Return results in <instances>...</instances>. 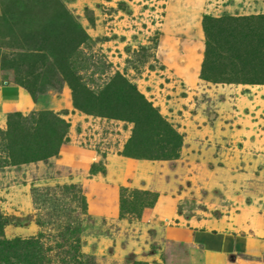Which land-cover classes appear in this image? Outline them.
<instances>
[{
  "label": "rangeland",
  "instance_id": "374dc122",
  "mask_svg": "<svg viewBox=\"0 0 264 264\" xmlns=\"http://www.w3.org/2000/svg\"><path fill=\"white\" fill-rule=\"evenodd\" d=\"M58 1L0 0V90L7 100L0 104V130L16 110L23 116L52 112L69 124L68 140L47 160L11 164L0 141L5 236L41 233L52 264H71L69 252L77 248L86 264L90 256L94 264H264L263 255L246 251L206 253L192 235L231 223L243 243L264 239L260 40L231 43L236 82H216L202 71L204 15H264V0ZM66 12L89 35L84 42L76 43L78 35L63 21ZM219 49L216 44V63ZM225 63L223 56L220 67ZM69 72L96 94L102 90V114L74 105L64 79ZM117 74L183 135L176 157L122 154L135 124L115 115L130 112L126 85L115 82L121 93L107 90ZM162 128L140 136L138 147L167 150Z\"/></svg>",
  "mask_w": 264,
  "mask_h": 264
},
{
  "label": "trees",
  "instance_id": "16d2710c",
  "mask_svg": "<svg viewBox=\"0 0 264 264\" xmlns=\"http://www.w3.org/2000/svg\"><path fill=\"white\" fill-rule=\"evenodd\" d=\"M56 1L59 2L58 0ZM60 4L63 5L62 3ZM30 5L31 2L29 1V6ZM57 6H59V4H57ZM67 14L68 13L66 12V15ZM65 16L63 21H65L66 24L69 23V25L72 26L70 30L75 32L80 38H78L76 43H80L81 41L84 42L85 39L89 38V35L83 26L73 16H66V18ZM203 21L206 32V50L202 71L203 73L209 75L207 76V79H211L212 75L216 82H236V78L230 76L232 72H230L231 69H229V66L233 65L231 56V52L233 51L231 49V43L233 42L250 44L249 40L257 38V40H260L261 42L258 46V50L260 52L259 55H264L263 14L243 17H234L229 14H224L219 18H215L211 15H204ZM239 28H241V34L237 35ZM219 36L222 38L221 42L218 43ZM216 44H219V50L224 53H219L221 54L218 59L220 60L219 63H216L214 59V56L217 54V51H215ZM246 50L253 52L250 49ZM243 53L244 52L238 54L242 56ZM249 54L255 56L254 53L249 52H245L244 55L248 56ZM223 56L226 63L221 68L220 64ZM21 71H23V69H21L20 72ZM215 76H217V78H215ZM64 79L68 81V84L72 89L74 105L76 107L92 114L103 113V110L97 108L98 105L102 103L99 101L103 96L102 90L99 91V94H96L94 90L90 89L87 85L82 84L79 77L74 76V74H71L70 72L65 75ZM115 82H121V86L126 85L128 92H130V94L128 93L125 105L127 111H130L129 115H115L122 119H127L135 124L133 135L125 145V149L122 154L129 157L147 159H169L174 156L176 157L183 143V135L176 131L172 127L171 123L162 119L159 110L138 91L135 84L127 82L120 74H117L111 80L109 85L106 86L108 87L107 90H109V87H113L112 89L116 88L115 91L121 93L122 89L119 86L116 87L117 84ZM261 83L264 84V81ZM21 85L25 86L30 91L33 101H36L37 97L34 92L27 87L28 85L23 82ZM117 95L118 94H115L114 96ZM49 115L51 116L52 112L40 111L38 113H33L31 116H23L19 110L13 111L11 115H9L7 130H0V141L3 142L1 148L7 152V157L8 159H11V164L18 165L22 163L47 160L51 156L58 153L61 144L68 140V137H65L64 135L69 128V124L63 118L55 115L53 117L52 115L51 117L55 119V123L51 126L48 119ZM160 124H164V129L162 128L164 130L163 136H165L166 141L169 143L167 150H162L163 152L161 153H154L150 148L146 149L143 148V146L139 148V142L137 141H139L140 136L148 134L147 132L151 134L152 132H156L155 130L160 128ZM154 125H156L155 128ZM95 166L96 164L94 163L92 165L93 170L95 169ZM101 172L105 173V168H102ZM145 193L150 194V191H146ZM120 207L124 210L123 201L121 202ZM7 222V219L0 212V264H52L50 259L47 258V252L51 249L44 247V243L41 240V233L38 237L27 239L15 237L13 239H9L4 233V226ZM77 252L78 248L69 252L72 257L70 260L71 264L72 260L75 264H86L82 259V257H85L86 254L79 255V252ZM229 255L233 256L234 254ZM87 258L90 261L87 263H95L93 256ZM138 264L142 263L139 262Z\"/></svg>",
  "mask_w": 264,
  "mask_h": 264
},
{
  "label": "crops",
  "instance_id": "0c3cea01",
  "mask_svg": "<svg viewBox=\"0 0 264 264\" xmlns=\"http://www.w3.org/2000/svg\"><path fill=\"white\" fill-rule=\"evenodd\" d=\"M4 89V88H3ZM2 89V91L4 92V90ZM249 94H252V92L250 93V91H247ZM1 90H0V104L5 100V98H3V95H1ZM254 96V93H253ZM24 97V96H23ZM261 101H262V105H264V97L261 96L260 97ZM7 103V100H5ZM4 101V102H5ZM13 101V100H11ZM17 102V101H16ZM264 115V112H263ZM264 133V132H263ZM264 155V154H263ZM262 171H264V165L262 168ZM262 215V218L260 219V221L264 222V214H260ZM224 218L219 219V221H223ZM231 224V223H230ZM219 225L218 227H221L220 229L218 228H213V229H201V230H196L193 229V233L192 235L195 236L198 239V243L200 244V246L204 247L206 251V253H211V254H220V253H227L229 254H236L235 251L239 252V251H246L247 253H250L252 255H263L261 253L264 252V239H258L259 244L257 245H253L249 242L248 243H243L241 242V239H244L245 236H242L241 234H239V232H235L237 231L235 227H233V231H231L230 227L233 225ZM223 228V229H222ZM199 236H198V233ZM253 234V233H251ZM250 234V235H251Z\"/></svg>",
  "mask_w": 264,
  "mask_h": 264
}]
</instances>
